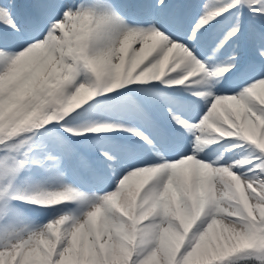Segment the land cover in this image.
Segmentation results:
<instances>
[{
	"label": "snow or ice",
	"instance_id": "obj_1",
	"mask_svg": "<svg viewBox=\"0 0 264 264\" xmlns=\"http://www.w3.org/2000/svg\"><path fill=\"white\" fill-rule=\"evenodd\" d=\"M0 264H264V0H0Z\"/></svg>",
	"mask_w": 264,
	"mask_h": 264
}]
</instances>
